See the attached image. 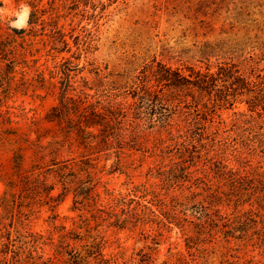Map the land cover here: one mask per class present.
Masks as SVG:
<instances>
[{
    "label": "rangeland",
    "instance_id": "374dc122",
    "mask_svg": "<svg viewBox=\"0 0 264 264\" xmlns=\"http://www.w3.org/2000/svg\"><path fill=\"white\" fill-rule=\"evenodd\" d=\"M39 3L45 12L34 34L24 40L14 28L29 30L30 11L24 16L23 9L31 10V6L24 0H0V200L5 182L19 180L31 171L42 172L44 178L47 176L45 185L54 187L50 192L53 198L45 196L47 188L42 185L23 193L26 212L33 210L29 225L45 232L52 226L64 233L71 231L73 238L66 243L76 249L88 247V264H96L101 258L105 264H264V245L258 242V234L243 239L221 233L205 235L195 240L193 245L199 249L192 252L181 232L151 227L152 220L167 219L150 192L111 202L109 191H125L128 185L148 179L149 166L153 165L151 151L142 154L128 149L118 170V146L102 144L99 128H90L97 134L92 143L88 131L78 133L76 128L82 119L88 120L90 103L100 110L106 102L97 97L96 88L113 95L114 109L123 108L124 132L131 134L132 124L138 121L158 124L159 114L149 113L142 103L135 114L134 103L140 101L135 91L139 78L145 69L149 71L159 63L173 69L181 67L187 74L190 71L186 67L202 65L198 60L202 50L215 53L213 61L217 56L219 60L251 61L254 73L247 71L250 83L245 86L264 88V0ZM13 23L18 26L13 27ZM57 29L64 35H58ZM59 36L67 43L58 41ZM29 41L35 55L24 49H28ZM235 44L239 48L231 47ZM13 46L21 50L13 60L15 64L9 55ZM51 46L56 47L54 55H46ZM55 62L60 72L52 74ZM149 78L150 89H162L160 95L173 97L178 92L169 85H157L152 74ZM63 91H68V102L75 107L69 117L62 111ZM166 102L171 123L190 110L187 102ZM247 109V102L238 97L233 105L218 108L212 119L217 124L230 120L235 111ZM20 111L22 116L15 114ZM10 116L13 123L3 126ZM10 126L21 136L2 131V127ZM145 129L142 134L153 138L152 127ZM83 188L88 194L78 196L77 191ZM193 190L200 188L189 182L185 192ZM14 205L17 210V202ZM181 207L178 216L183 224L200 220L195 216L194 203ZM9 210L0 202L1 214ZM2 249L0 242V264H7L10 257ZM52 253L46 246L38 256L47 259ZM52 260L60 261L56 257Z\"/></svg>",
    "mask_w": 264,
    "mask_h": 264
},
{
    "label": "trees",
    "instance_id": "16d2710c",
    "mask_svg": "<svg viewBox=\"0 0 264 264\" xmlns=\"http://www.w3.org/2000/svg\"><path fill=\"white\" fill-rule=\"evenodd\" d=\"M24 1L31 6L28 19L31 27L29 30L23 27L14 28V31L22 34L25 40L27 35H33L36 31L45 9L39 7L40 0ZM56 32L64 35L61 29ZM57 40L67 43L61 36ZM28 45L30 48L25 47V51L35 55L31 48L33 43L29 41ZM238 46L235 44L231 47L236 49ZM55 48L51 46L46 49L45 54L54 55ZM11 50L9 55L12 64H15L13 60L21 54V50L15 46ZM200 54L198 60L202 65L186 67L190 71L187 74L181 67L173 69L159 63L156 67L152 65L149 71L145 69L144 75L139 78L135 91L140 101L134 103V111L137 107L141 108L140 103L146 105L149 113L159 114L161 119L158 124L138 121L132 124L131 134L124 132L121 120L123 108L114 109L113 95L101 92L95 87L97 97L104 98L106 102L101 107L102 111L93 102L88 105V120L82 119L78 123L77 132L88 131V140L92 143V138L97 134L92 133L90 128H99L101 143L105 146L113 143L119 148L116 151V168L128 149L140 150L142 154L151 151L153 165L149 166L148 179L128 185L125 191H109L107 197L111 202H118L130 194L138 196L150 192L160 202L159 211L167 219H154L151 227L161 231L181 232L189 251L196 252L199 249L193 245L195 240L217 233L227 238L233 236L239 239L252 233L258 234V242L264 245V88L245 86L250 83L247 71L250 69V73H254L251 61L240 58L219 60L218 56L213 61L211 58L215 53L202 50ZM0 55L3 57L2 52ZM23 55L26 57V54ZM54 64L50 71L57 74L60 68L57 62ZM150 72L157 85H169V89L178 92L170 97L163 93L160 95L162 89H150ZM67 94L68 91L61 93V102L62 111L69 117L75 107L68 102ZM238 97L247 102L248 109L235 111L230 120L214 124L212 118L216 110L228 103L233 105ZM170 99L187 102V107H190L175 123H171L166 113L169 110L165 106L166 101ZM15 114L22 116L21 111ZM31 122L35 123V120L31 119ZM6 123H13L11 116L3 126ZM150 126L154 130L153 138L142 134ZM2 131L21 136L11 126L2 127ZM151 178L155 180L151 181ZM46 180L47 176L44 178L42 172L31 171L21 175L19 180L5 182L6 188L0 202L2 208L10 209V213H0V242L2 251L10 257L7 264H88V247L76 249L66 243L69 242L68 238H73L69 234L71 231L64 233L56 226H52L47 232L30 227L29 213L33 210L30 208L26 212L23 193L42 185L44 190L47 188L45 196L53 198L50 192L54 187L45 185ZM189 182L200 188V191L193 190L187 194L185 186ZM86 186L88 188V183ZM77 194H88V189L84 191L83 188L81 192L78 190ZM16 202L17 210L14 205ZM188 203L196 205L195 216L200 219L191 225L183 224L182 218L178 216L183 211L181 206ZM46 246L53 253L43 259L38 253ZM91 252L93 254L97 251H89V254ZM52 257L59 258L60 261L55 262ZM103 259H99L96 264H105L101 263Z\"/></svg>",
    "mask_w": 264,
    "mask_h": 264
},
{
    "label": "clouds",
    "instance_id": "9594fccd",
    "mask_svg": "<svg viewBox=\"0 0 264 264\" xmlns=\"http://www.w3.org/2000/svg\"><path fill=\"white\" fill-rule=\"evenodd\" d=\"M30 9H28L26 6L25 8L23 9V13H24V16H27V14L29 13ZM13 27H17L18 25L16 23H13L12 25Z\"/></svg>",
    "mask_w": 264,
    "mask_h": 264
}]
</instances>
